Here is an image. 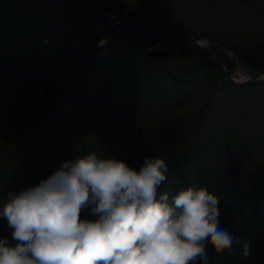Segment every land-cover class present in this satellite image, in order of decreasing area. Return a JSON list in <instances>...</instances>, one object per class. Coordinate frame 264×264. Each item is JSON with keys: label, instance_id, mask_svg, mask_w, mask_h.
I'll return each mask as SVG.
<instances>
[{"label": "trees", "instance_id": "16d2710c", "mask_svg": "<svg viewBox=\"0 0 264 264\" xmlns=\"http://www.w3.org/2000/svg\"><path fill=\"white\" fill-rule=\"evenodd\" d=\"M113 1L115 5L108 6L106 0H100L104 11L149 29L141 18L143 11L130 9L122 0ZM16 2L21 1L0 0V71L4 78L13 77L8 81L6 94L12 103L0 125V192L34 186L59 168L62 161L91 151L105 157H128L133 159L129 165L137 169L145 157H162L169 170L167 180L157 190L158 195L167 192L169 183L180 190L185 174L201 158L199 146L192 141L195 133L192 122L198 113L187 108L192 99L189 87L203 82L209 89L213 88L225 76L222 65L191 43H171L160 50L147 51L150 58L142 57L139 66L134 67L129 61L125 73L113 74L114 83L110 78L101 82L96 61L76 63L78 51L72 49L60 52L66 57L56 54L58 49L47 44L54 25L20 10L23 5L13 6ZM105 24L106 33L110 30L116 34ZM118 28L138 44L131 46L142 56L147 47L156 44L146 31L126 24ZM228 38L216 37L214 41L219 45L209 47L232 70L233 62L221 48L232 52L251 72L264 70V36L260 39L246 36L239 41L231 38L227 43L224 40ZM37 51L52 55L53 64L45 65L42 70L32 65L33 57L26 53ZM168 59L177 61L178 66L171 70ZM146 63H150L152 73L147 72ZM24 67L30 69L31 82L21 81ZM93 77L95 85L88 88L86 82L88 78L93 81ZM204 99H208L206 94ZM220 145L224 156L216 158L212 169L197 179V188L206 187L218 197L221 225L250 243V255H242V244L234 243L231 251L220 254L209 244L206 246L209 264L227 261L264 264V176L253 188H247L240 174L246 164L239 163L234 154L236 149L224 141ZM233 155L234 166L227 160ZM14 175L17 184L9 185ZM85 216L82 212L81 219ZM4 236L11 237V230L2 219L0 238Z\"/></svg>", "mask_w": 264, "mask_h": 264}, {"label": "clouds", "instance_id": "9594fccd", "mask_svg": "<svg viewBox=\"0 0 264 264\" xmlns=\"http://www.w3.org/2000/svg\"><path fill=\"white\" fill-rule=\"evenodd\" d=\"M168 170L162 157L137 169L95 151L62 161L8 193L0 219L11 237L0 238V264H209L207 245L220 254L234 243L249 256L250 243L221 225L220 200L206 187L158 195Z\"/></svg>", "mask_w": 264, "mask_h": 264}, {"label": "rangeland", "instance_id": "374dc122", "mask_svg": "<svg viewBox=\"0 0 264 264\" xmlns=\"http://www.w3.org/2000/svg\"><path fill=\"white\" fill-rule=\"evenodd\" d=\"M20 1L12 5H23L19 8L20 10L27 11L30 16L38 15L45 18L54 25L55 30L52 32V36L47 39L48 46L52 49H58L59 52L56 54L63 57L66 56L60 52H64L65 49H67L65 51H69V49L77 50L78 59L75 60L76 63L85 62L88 59L93 62L96 61L97 70L99 71L97 76L101 82H105L110 78L114 83L113 74L125 73L129 61H132L134 67L139 66L142 57L150 58L147 51L162 49V45L156 43L153 47H147L146 51L143 52L144 56H142L138 49L133 48L129 41L123 38L119 28L110 25L109 27L117 35L107 29L108 32L106 33V24L91 0ZM122 1L130 9L143 11L141 18L145 19L149 28L163 36L165 35V37H182L183 34L196 35L200 38L201 44L211 46L212 44L219 45L214 39L216 37L220 38L222 35L230 37L227 40L223 39L225 42L231 38L239 41L246 36L258 39L264 36V0ZM106 2L108 6L115 5L113 0H106ZM101 38L107 40V43L103 46L99 45ZM221 51L227 54L229 61L233 62L234 80H242L253 74L240 63L232 52L225 48H221ZM40 52L42 51L33 54L26 53V55H32V65L40 66V70H42L45 69L47 64H53L54 61H50L52 55L46 56L45 54H39ZM166 62L171 70L179 64L173 59H168ZM146 67L147 72L152 73L150 63H146ZM23 70V74H20L21 81L31 82L30 69L24 67ZM15 71H18L17 67ZM2 74L0 71V125L12 103L10 99H6V94L8 93V81L13 79L12 76L4 78ZM93 79V81H90L88 78L86 82L88 88L95 85L93 83L95 78L93 77ZM79 83L80 86L83 85V80ZM222 83H225V86H221ZM263 83L264 78L249 85L234 86L228 83L225 74L211 89L203 82L192 84L189 87L192 99H190L191 104L187 108L191 107L193 112L198 113L196 121L192 122L195 128L192 141L199 146L201 158L197 166L185 174L184 181L179 186L180 190L197 187V179L203 177L205 172L207 173L209 169H212L216 158L224 156L222 149H220V144L223 141L229 147L237 150L234 154L238 156L239 163L246 164L245 171L241 170L240 174L242 183L247 185V188H253V185L264 176ZM78 92L81 93V90L78 89ZM204 94L208 99H204ZM203 99L204 102H202ZM146 105L151 106L149 103ZM192 119L193 117L190 115V120ZM226 147L228 148V146ZM152 152L151 150L150 153L154 154ZM118 159L127 162L133 160L128 157ZM233 159L234 155L227 158L232 166H234ZM9 182V185L17 184L16 176H12ZM166 189L170 196L180 191L170 183L166 186ZM10 191L14 190L8 189L0 192V207L3 206ZM3 193L5 194L1 197ZM0 222L2 223V219H0ZM224 264H229V261Z\"/></svg>", "mask_w": 264, "mask_h": 264}, {"label": "water", "instance_id": "95a60500", "mask_svg": "<svg viewBox=\"0 0 264 264\" xmlns=\"http://www.w3.org/2000/svg\"><path fill=\"white\" fill-rule=\"evenodd\" d=\"M93 2V4L95 5L99 15L101 16V18L108 23L109 25H119V24H126V25H130L133 26L135 28H138L140 30L146 31L148 32L152 38L158 42L159 44L162 45H168L171 43H191L194 46L202 49L203 51H205L207 54H209L214 60L218 61L222 67L224 68L225 72H226V78L228 80V83L234 86H245V85H249L251 83L254 82H259L262 79L260 78L261 76L264 75V70L261 71H257L255 72L251 77L246 78L244 80H234L233 79V70L229 67V65L227 64V62L218 54H216L215 52H213L208 46L202 45L199 43V37L196 35H192L189 37H165L163 35H160L158 33H156L155 31L151 30V29H147L142 27L141 25L133 22V21H126L114 14L111 13H107L106 11H104L100 0H91ZM125 39H127L128 41L132 42L128 37L123 36ZM221 86H225L224 83H222Z\"/></svg>", "mask_w": 264, "mask_h": 264}, {"label": "bare ground", "instance_id": "6f19581e", "mask_svg": "<svg viewBox=\"0 0 264 264\" xmlns=\"http://www.w3.org/2000/svg\"><path fill=\"white\" fill-rule=\"evenodd\" d=\"M200 44H201V41H200ZM260 78H261V79H263V78H264V75H263V76H261ZM233 79H234V78H233Z\"/></svg>", "mask_w": 264, "mask_h": 264}]
</instances>
